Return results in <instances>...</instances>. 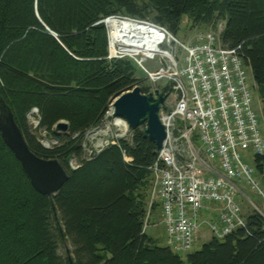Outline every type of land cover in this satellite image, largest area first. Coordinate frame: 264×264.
Returning a JSON list of instances; mask_svg holds the SVG:
<instances>
[{
  "label": "trees",
  "instance_id": "trees-1",
  "mask_svg": "<svg viewBox=\"0 0 264 264\" xmlns=\"http://www.w3.org/2000/svg\"><path fill=\"white\" fill-rule=\"evenodd\" d=\"M117 14L152 20L175 35L183 15L204 30L222 23L223 42L250 69L264 130V0H0V108L13 113L29 149L58 161L68 176L54 194L39 193L0 135V264H264V216L256 210L184 258L166 245L165 229L160 245L146 234L157 151L144 126L90 156L84 150L86 133L115 96L151 87L131 59L107 58L101 20ZM33 107L35 128L55 136L56 145L44 147L32 133ZM59 120L68 123L64 133L53 131ZM251 166L254 179L264 176V154ZM256 181L253 190L264 195ZM151 206L160 215L159 203ZM64 242L68 255L59 253Z\"/></svg>",
  "mask_w": 264,
  "mask_h": 264
},
{
  "label": "built area",
  "instance_id": "built-area-1",
  "mask_svg": "<svg viewBox=\"0 0 264 264\" xmlns=\"http://www.w3.org/2000/svg\"><path fill=\"white\" fill-rule=\"evenodd\" d=\"M109 17L131 22L152 38V45L138 52L112 53L106 25ZM101 21L107 31V58H128L136 63L151 83L145 94H153L155 89L163 92L158 84L161 80L166 79L165 86H169L159 105L165 137L151 166L154 179L144 227L151 205L159 203L166 245L187 252L197 239L201 211L214 204L218 218L207 225L212 236L222 239L244 223L234 199L243 193L237 183L243 181L257 189L254 169L246 159L264 154V130L254 106L250 69L236 49L223 42L222 23L216 31H200L194 42L183 43L152 20L117 14ZM152 58H159L161 66L149 70L145 62ZM107 109L99 126L89 130H96L94 135L103 132L99 139L89 146L83 141L89 156L129 134L126 120L114 117L110 104ZM29 112L37 125V109Z\"/></svg>",
  "mask_w": 264,
  "mask_h": 264
},
{
  "label": "water",
  "instance_id": "water-1",
  "mask_svg": "<svg viewBox=\"0 0 264 264\" xmlns=\"http://www.w3.org/2000/svg\"><path fill=\"white\" fill-rule=\"evenodd\" d=\"M165 97V93L159 89H155L153 94H145L135 86L115 96L110 102V108L114 117L126 120L130 130L144 126V135L155 143L157 151L165 137V129L158 117L159 105L164 102ZM67 127V121L59 120L53 131H65ZM0 135L29 178L33 189L41 194L51 195L67 181L68 176L58 161L37 156L29 149L24 135L14 121L13 113L6 107L0 108Z\"/></svg>",
  "mask_w": 264,
  "mask_h": 264
},
{
  "label": "rangeland",
  "instance_id": "rangeland-1",
  "mask_svg": "<svg viewBox=\"0 0 264 264\" xmlns=\"http://www.w3.org/2000/svg\"><path fill=\"white\" fill-rule=\"evenodd\" d=\"M109 17L106 19V25L107 28L109 29V38L111 35V31L110 29H115V27L113 26L112 28H110V22L112 23L113 20H115L114 18ZM110 20V21H109ZM219 23L217 22L215 27H209L208 29H213L216 31V29H218L219 27ZM118 29L120 28V24H117ZM179 31L176 34L177 39H179L181 42H185V43H192L194 42V37L195 35L200 32V31H205L204 28H200L197 26L191 27L190 23L188 21V17L186 15L182 16V21L179 27ZM114 40H115V35H113ZM138 37V36H135ZM112 38V36H111ZM131 41H133L134 43H136L134 37L133 39H131ZM112 42V39H111ZM225 43V42H224ZM159 58H152L150 60H147L145 62L146 67L149 70L152 69H156L159 66H161V64H159ZM137 77L141 78L143 77L145 79V83L148 85H151L150 81L148 80L147 77H145L146 75L143 73V71L140 69L137 70L136 72ZM158 84L160 86H165L167 85V81L166 79L161 80L158 82ZM155 85H157V83H155ZM171 95V94H170ZM172 96V95H171ZM254 106L255 109L257 111V113H259V102H257V96L256 94H254ZM260 114V113H259ZM27 121L31 126V131L33 134H36L37 140L39 141L40 144H42L44 147H52L54 145H56V143L58 142V139L51 135L50 133H47L46 131H44L43 129H36V123H35V118L33 116H30V114H28L27 116ZM91 130V129H90ZM100 130V129H99ZM104 130V129H101ZM96 132V130H92L91 132H87L85 137H84V141L85 143H87V145H93L96 143V140L99 139V135L103 132H99L98 134L94 133ZM59 133H64L63 131H60ZM97 133V132H96ZM102 136V135H101ZM247 162L249 164H253V158L252 157H247ZM69 164L72 167H76V164L74 162V160H69ZM255 180L257 179L258 182L260 183L259 186H261V190H263L264 192V176L260 175L258 172L255 173ZM154 179V178H153ZM239 188L241 189V191L243 193H239L237 196H235V200L237 202H239L240 205V213L246 215L247 212L252 211V210H256L257 212H261L262 215L264 216V195H259L257 191L251 189L249 187V185L246 182L243 181H239L238 183ZM150 195V194H149ZM218 207L217 205H211L209 210H204L201 212V220L198 221V226H200V229L196 235L197 239L196 241L193 243L192 249L193 250H197L199 249V247L207 240H209L212 237V233L210 232V227L209 225H207V222L209 220L214 219L215 213L217 212ZM160 215H159V210L158 211H151V213L149 214V220H148V225L145 226L146 228V234L155 239L158 240V244H163L164 243V227H162L161 221H160ZM71 251V245L69 242H64L63 245L61 246V249L59 250V253L61 254H67ZM186 253L182 252L179 253L181 258H184Z\"/></svg>",
  "mask_w": 264,
  "mask_h": 264
},
{
  "label": "bare ground",
  "instance_id": "bare-ground-1",
  "mask_svg": "<svg viewBox=\"0 0 264 264\" xmlns=\"http://www.w3.org/2000/svg\"><path fill=\"white\" fill-rule=\"evenodd\" d=\"M114 19L115 20H113L112 23L110 22L111 24L110 28L114 26L115 29L113 28L110 29L111 35H110V38L108 39L109 48L112 53L115 52L116 50L117 51L120 50V51L127 52V53L138 52L140 50H144L145 46L150 47L152 45V42H153L152 38L146 35L143 30L137 29L135 26L132 25L131 22L126 21L122 18H114ZM117 24H120L119 29H118ZM113 35L116 36L115 40H114ZM135 36H138V37H135ZM133 37L136 43L131 41ZM111 39H112V42H111ZM128 130L130 131L129 128Z\"/></svg>",
  "mask_w": 264,
  "mask_h": 264
},
{
  "label": "crops",
  "instance_id": "crops-1",
  "mask_svg": "<svg viewBox=\"0 0 264 264\" xmlns=\"http://www.w3.org/2000/svg\"><path fill=\"white\" fill-rule=\"evenodd\" d=\"M215 215H216V213H215Z\"/></svg>",
  "mask_w": 264,
  "mask_h": 264
}]
</instances>
